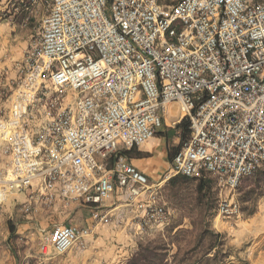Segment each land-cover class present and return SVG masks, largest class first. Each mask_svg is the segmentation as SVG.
I'll return each mask as SVG.
<instances>
[{"label":"built area","instance_id":"built-area-1","mask_svg":"<svg viewBox=\"0 0 264 264\" xmlns=\"http://www.w3.org/2000/svg\"><path fill=\"white\" fill-rule=\"evenodd\" d=\"M31 2L46 14L0 117V153L9 160L0 207L30 217L80 202L108 224L105 202L119 190L135 201L156 188L123 152L156 137L174 104L190 136L167 178L206 174L233 193L264 166V0ZM37 104L42 123L30 130ZM238 210L234 199L219 203L225 217ZM146 214L165 225L163 207ZM89 235L54 225L39 250L60 256Z\"/></svg>","mask_w":264,"mask_h":264},{"label":"rangeland","instance_id":"rangeland-1","mask_svg":"<svg viewBox=\"0 0 264 264\" xmlns=\"http://www.w3.org/2000/svg\"><path fill=\"white\" fill-rule=\"evenodd\" d=\"M177 2L178 0H160V4L166 6ZM45 14L46 9L33 5L31 0H0V117L8 109L10 97L23 79L30 55L38 49ZM66 98L73 100L75 95L68 92ZM41 109L43 107L38 104L31 109L27 117L30 130L41 126ZM178 116L179 108L174 104L170 108L166 124L159 132L166 135L168 132L169 135L178 124ZM159 138L163 140L151 148V153L142 156L138 153L140 148ZM151 141L134 148L132 155L126 157L130 160L141 156L147 162H151L149 158H153V161L171 164L168 149L180 145L178 136L167 141L164 136L157 134ZM8 161L0 153V176L9 168ZM167 177L168 173L165 172L160 180L149 178L156 188L135 201L129 200L124 193H115L105 202L110 218L108 224L95 222L92 212L84 217L78 227L88 228L89 237L63 255L57 256L52 252L48 257H56L62 264H126L137 253L141 243L159 240L166 242L171 228L175 232L190 233L180 238L183 255L187 248L196 245L200 232L208 228L215 235H222L226 242L223 254H227L228 259L225 264H264V182L259 184L257 178L252 177L233 193L217 183L206 190L203 194L205 196H199L197 181L189 179L187 182L169 184L171 178ZM153 193L155 195L152 197ZM232 199L238 204V213L232 217L221 215L218 211L220 201ZM156 206L163 207L165 211L164 226L147 220L146 211L149 207ZM80 207L87 211L88 206L80 203ZM118 207L128 212L118 215L113 212ZM0 216V255L45 257L40 253L39 241L51 232L54 225L75 224L69 206L34 211L30 217L20 208L2 206ZM10 226L15 230L14 235H11ZM177 251L176 247L169 249L170 264ZM195 257L200 258L199 255Z\"/></svg>","mask_w":264,"mask_h":264},{"label":"trees","instance_id":"trees-1","mask_svg":"<svg viewBox=\"0 0 264 264\" xmlns=\"http://www.w3.org/2000/svg\"><path fill=\"white\" fill-rule=\"evenodd\" d=\"M158 136H164L167 141L173 137L178 136L180 139V145L178 147H173L168 149V160L170 163L173 162L175 156L179 153L182 145L188 140L190 136L189 122L184 119L178 123L173 131H170L169 135L163 132H158ZM132 151L123 152L127 157L132 155ZM252 177H256L259 184L264 182V170L260 168L253 176L244 178L241 185ZM190 178L184 176L171 177L169 184L175 183L177 181L187 182ZM198 182L197 193L199 196H205L207 189H211V185H216L217 181L212 177L203 174L199 179H191ZM238 188V189H239ZM237 189V190H238ZM11 235H14L15 230L10 226ZM190 234L186 231H177L175 229L168 230V238L165 241H148L141 243L139 245L138 251L126 264H170L169 263V249L172 247L177 248V253L172 256V264H225L228 259L227 254H223V249L226 246V242L223 240L222 235L214 234L210 229H203L200 232L199 240L192 248H187L184 254L181 255L182 243L180 238ZM214 252V253H213ZM199 255L200 258L195 256Z\"/></svg>","mask_w":264,"mask_h":264},{"label":"crops","instance_id":"crops-1","mask_svg":"<svg viewBox=\"0 0 264 264\" xmlns=\"http://www.w3.org/2000/svg\"><path fill=\"white\" fill-rule=\"evenodd\" d=\"M155 139V137L153 138ZM152 139V140H153ZM163 138L156 139L154 141H151L146 147L140 148L138 150V153L142 155L151 153V148L158 145L157 142H161ZM136 157L131 158L130 162L136 166L140 171H142L144 174H146L150 179L152 180H160L162 176L166 173L170 172L171 164L165 165L162 162H156L153 161V158H149L151 162H147L146 158L142 157ZM124 193L125 197L127 195L126 191L119 190L117 193ZM89 209V211H88ZM69 210L74 215L73 222H75V226L80 227V224H82V221L85 216L92 214L93 209L88 207L87 211H84L80 207V202H74L72 205H69ZM112 211V210H111ZM107 212V211H105ZM109 212V211H108ZM118 215L127 213L128 210L126 209H119V207L114 210ZM1 218V216H0ZM88 221V220H87ZM72 224V223H71ZM0 228H1V219H0ZM2 248V247H0ZM0 264H62V261L60 259L56 260V257H42V256H32V255H25V256H14L9 254L0 255Z\"/></svg>","mask_w":264,"mask_h":264}]
</instances>
